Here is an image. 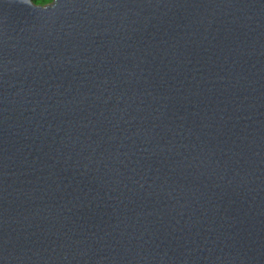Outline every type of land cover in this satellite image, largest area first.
<instances>
[{
	"label": "water",
	"instance_id": "obj_1",
	"mask_svg": "<svg viewBox=\"0 0 264 264\" xmlns=\"http://www.w3.org/2000/svg\"><path fill=\"white\" fill-rule=\"evenodd\" d=\"M0 264H264V0H0Z\"/></svg>",
	"mask_w": 264,
	"mask_h": 264
},
{
	"label": "trees",
	"instance_id": "obj_2",
	"mask_svg": "<svg viewBox=\"0 0 264 264\" xmlns=\"http://www.w3.org/2000/svg\"><path fill=\"white\" fill-rule=\"evenodd\" d=\"M33 2H34V0H33ZM52 2V0H50V2H49V0H42V2L40 3V4H37V3H35V4H37V5H42V6H45V5H48V4H50Z\"/></svg>",
	"mask_w": 264,
	"mask_h": 264
},
{
	"label": "snow or ice",
	"instance_id": "obj_3",
	"mask_svg": "<svg viewBox=\"0 0 264 264\" xmlns=\"http://www.w3.org/2000/svg\"><path fill=\"white\" fill-rule=\"evenodd\" d=\"M41 2H42V0H37V2H36V3H37V4H40Z\"/></svg>",
	"mask_w": 264,
	"mask_h": 264
},
{
	"label": "clouds",
	"instance_id": "obj_4",
	"mask_svg": "<svg viewBox=\"0 0 264 264\" xmlns=\"http://www.w3.org/2000/svg\"><path fill=\"white\" fill-rule=\"evenodd\" d=\"M34 2L36 3V2H37V0H34ZM49 2H50V0H49Z\"/></svg>",
	"mask_w": 264,
	"mask_h": 264
}]
</instances>
